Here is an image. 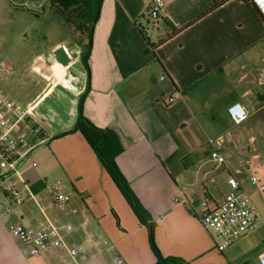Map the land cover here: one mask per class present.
<instances>
[{"label":"crops","instance_id":"1","mask_svg":"<svg viewBox=\"0 0 264 264\" xmlns=\"http://www.w3.org/2000/svg\"><path fill=\"white\" fill-rule=\"evenodd\" d=\"M24 1L28 7L18 8L28 13L25 19L32 30L46 17L47 8L53 7L58 21L66 18L49 0ZM148 2L101 1L91 36L89 74L77 72L72 80L75 115L50 125L37 117L32 120V124L38 122L39 135L27 143L28 159L20 164L27 163L20 171L22 181L1 176L12 180V190L0 187V264H63L67 257L57 249L30 256L8 231L15 221L30 228L48 222L69 225L72 230L64 236L69 247L90 237L105 238L106 245L84 252L81 264H115L114 257L125 264L156 262L146 227L139 224L92 148L78 132L60 136L74 127L80 94H84L81 115L96 128L117 131L123 150L115 164L150 215L154 242L163 257L185 264H258L264 252V223L218 252V238L202 227L199 209L202 202L210 210L222 203L229 192V176L237 179L242 192L250 195L254 189L247 173L258 157L252 151L264 144V93L256 82L257 69L264 62L259 61L258 46L264 38V22L249 0H163L161 16L182 30L159 43L169 29L158 20L152 23L160 26V33L150 32ZM140 30L145 31L153 51ZM49 48V52L63 48L78 60L82 52L71 40ZM54 64L61 81L69 68L57 61L48 67ZM44 79L26 105L40 104L60 82ZM167 97L174 102L164 104ZM234 102L248 112L239 125L226 115ZM219 135H226L218 149L223 165L212 159L209 144V139ZM41 142L46 146L42 153L34 150ZM29 159L38 162L36 168H29ZM24 175L32 176L29 186ZM56 182L62 184L63 205L55 204L50 192ZM16 197L23 198V203L16 204Z\"/></svg>","mask_w":264,"mask_h":264},{"label":"built area","instance_id":"2","mask_svg":"<svg viewBox=\"0 0 264 264\" xmlns=\"http://www.w3.org/2000/svg\"><path fill=\"white\" fill-rule=\"evenodd\" d=\"M249 1L264 22V0ZM163 9V0H149L147 15L153 22H156ZM69 58L71 59V57ZM256 82L264 93V62L257 69ZM173 102L172 97L164 99L166 105ZM38 105L39 103L32 102L21 107L13 101L7 100L0 89V179L2 175H9L21 180L20 164L28 159L30 151L21 137L14 136V130L23 121L36 120L35 110ZM226 115L233 125L242 124L248 118L247 110L238 102H234L226 108ZM33 124L39 129L38 122L35 121ZM225 136L219 135L209 139V144L212 146L211 157L218 165H223L225 162L218 151ZM23 148L24 150H22ZM37 164L38 162L34 159L28 160L29 168H36ZM247 177L250 186L264 199V161L255 160L248 169ZM227 183L229 192L224 195L222 203L217 208L210 210L207 204L202 202L199 209V220L202 227L218 238L215 246L218 252H222L256 229L258 221L261 219L249 195L240 190L237 179L234 176H229ZM24 185L27 188L25 183ZM61 189V182H56L50 187L55 204L63 205L65 203ZM11 190V188L8 189L9 192ZM28 197L34 199L29 191ZM23 201V198H15V203L18 205ZM71 230L72 227L69 225L55 226L49 222L39 228H30L15 221L8 227L9 233L28 249L30 256H39L48 249L63 250L67 256L63 264H81L80 258L86 250L97 249L107 244L105 238L97 240L90 237L78 245L69 247L65 243L64 236ZM113 261L115 264H125L119 257H114ZM258 264H264V252L258 256Z\"/></svg>","mask_w":264,"mask_h":264},{"label":"rangeland","instance_id":"3","mask_svg":"<svg viewBox=\"0 0 264 264\" xmlns=\"http://www.w3.org/2000/svg\"><path fill=\"white\" fill-rule=\"evenodd\" d=\"M27 5V1L24 0H0V89L7 100L13 101L21 107H25L26 103L37 95L39 82H46L44 77H49L55 83L60 81L57 80L52 69L48 67L56 62L52 59L53 51L49 52V47L61 41L71 40L74 43L68 25H65L64 21H58L59 16L53 12V7L45 10L46 17L39 21L33 30L29 28V21L25 19V17H28V13H21L18 8L19 6L28 7ZM75 15L73 13L71 17L74 18ZM147 19L150 32L152 31L154 36L158 35L161 31L160 26L154 24L153 27L152 20L149 17ZM258 46L260 50L259 61H261L264 60V38L260 40ZM42 53L48 54L35 62ZM70 53L69 51L68 54ZM35 112L44 116L51 114L48 106L43 101L40 102ZM52 126L56 125L52 124ZM38 133L39 130L33 126L32 120L19 123L14 130V135L21 137L26 144L32 143L34 137H38ZM260 141L262 142V139ZM42 148H46V146L42 145L41 142L34 147V150L39 149L42 153ZM242 153L245 154V147ZM251 154L259 157L255 160L264 159V144L257 146ZM26 167L27 163H23L19 170L22 172ZM23 177H25L26 184L29 186L32 176L27 177L24 175ZM7 179V177L0 179L1 188L10 187L12 180L7 182ZM41 180V184H44L45 178L42 177ZM249 197L260 215L261 219L258 224L264 223V199L254 189L250 192Z\"/></svg>","mask_w":264,"mask_h":264},{"label":"trees","instance_id":"4","mask_svg":"<svg viewBox=\"0 0 264 264\" xmlns=\"http://www.w3.org/2000/svg\"><path fill=\"white\" fill-rule=\"evenodd\" d=\"M58 12L66 15L65 25L73 38V42L82 48L79 61L84 72L89 74V53L93 25L95 24L102 0H49ZM92 1V2H91ZM92 3V6H91ZM75 13L76 15L71 17ZM158 20L169 29V32L159 41V43L177 34L182 28L173 26L166 18L159 16ZM157 20V21H158ZM156 21V22H157ZM140 35L145 44L153 51L154 46H150L145 31L140 30ZM84 94L79 96L78 115L72 130L60 135L78 132L94 151L101 167L114 183L126 204L134 213L139 224L146 227L148 232V243L155 257V264H185L181 259L174 257H163L154 242V224L147 211L140 205L129 185L123 178L115 164V157L123 150L121 139L113 127L105 129L96 128L86 118L81 115V105ZM231 122V121H230ZM232 123V122H231Z\"/></svg>","mask_w":264,"mask_h":264},{"label":"water","instance_id":"5","mask_svg":"<svg viewBox=\"0 0 264 264\" xmlns=\"http://www.w3.org/2000/svg\"><path fill=\"white\" fill-rule=\"evenodd\" d=\"M70 54L71 59L63 48H56L52 52V59L56 60L60 65L69 68L67 72V74H69V79L74 80L77 76L73 71L83 74L84 69L80 64V61L77 59L76 54L72 52ZM73 58L75 59L73 60ZM66 82L65 79L61 81L62 84H65ZM67 86L68 88L74 89L73 85L70 86V84H68ZM42 101L48 106L51 114L44 116L36 113V116L45 124H51L55 122L57 118L68 120L70 116L75 115V110L72 108L74 98H72L59 84H57L51 92L45 95L42 98Z\"/></svg>","mask_w":264,"mask_h":264},{"label":"flooded vegetation","instance_id":"6","mask_svg":"<svg viewBox=\"0 0 264 264\" xmlns=\"http://www.w3.org/2000/svg\"><path fill=\"white\" fill-rule=\"evenodd\" d=\"M81 64V63H80ZM74 73H76L75 71H73ZM67 82L64 84H62V83H59V85L61 86V87H63L69 94H70V96L72 97V98H74V102H75V93L74 92H72L71 90V88H68V84H70V86H72L73 84H74V81H72V80H69V74H67L66 76H65V78H64ZM70 82V83H69ZM75 85V84H74ZM75 90V89H74ZM81 95V94H80ZM79 95V96H80ZM79 100V97L77 98V101ZM74 104V103H73ZM72 107H73V105H72ZM58 119V118H57Z\"/></svg>","mask_w":264,"mask_h":264},{"label":"bare ground","instance_id":"7","mask_svg":"<svg viewBox=\"0 0 264 264\" xmlns=\"http://www.w3.org/2000/svg\"><path fill=\"white\" fill-rule=\"evenodd\" d=\"M52 70H53L56 77L60 76V72L58 71V68L56 67L55 64L53 65Z\"/></svg>","mask_w":264,"mask_h":264}]
</instances>
